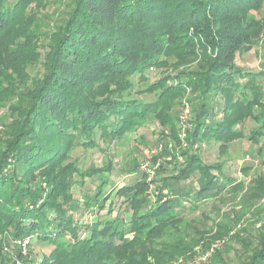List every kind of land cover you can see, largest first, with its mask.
<instances>
[{
    "label": "trees",
    "instance_id": "16d2710c",
    "mask_svg": "<svg viewBox=\"0 0 264 264\" xmlns=\"http://www.w3.org/2000/svg\"><path fill=\"white\" fill-rule=\"evenodd\" d=\"M263 5L0 0V264L21 257L3 253L5 237L30 238L29 252L46 247L19 264H152L137 251L140 234L233 191L237 177L210 154L222 158L242 138L263 152L264 60L238 65L264 40ZM184 95L190 119L178 144ZM155 122L177 145L153 185L111 179V161L72 158L77 148L110 155ZM243 248L211 264H264V231ZM178 255L168 247L160 263Z\"/></svg>",
    "mask_w": 264,
    "mask_h": 264
},
{
    "label": "rangeland",
    "instance_id": "374dc122",
    "mask_svg": "<svg viewBox=\"0 0 264 264\" xmlns=\"http://www.w3.org/2000/svg\"><path fill=\"white\" fill-rule=\"evenodd\" d=\"M256 16L258 18L264 16V5ZM263 42L258 43L250 53L238 59V65L248 69H260L264 60ZM189 105L184 95L175 112L176 121L182 130H178L177 126L178 144L183 143L185 129L189 126ZM2 112L0 110V119ZM161 132L163 128L155 122L140 130L135 139L114 146L109 152L110 155L77 148L72 158L77 160L80 167L106 165L111 161L113 170L111 179L118 178L127 183L141 179L153 185L152 180L162 163L173 162V152L176 151L177 145ZM164 132L168 131L164 130ZM245 133L248 134L247 130ZM259 146L257 143L252 145L249 140L242 138L226 148L222 158L215 149H212L210 161H225L227 172L237 177V181H234V184H237L235 189L233 191L227 189L220 197L206 202L200 208L177 213L173 224L176 227L155 226L156 228L152 227L140 234L137 244L140 247L138 253L147 257L152 264L158 263L154 260L156 257L159 260L158 264H166L160 263V258L161 253L168 247L180 250V255L168 264H211L215 257L216 261L222 257H228L229 260L237 258L244 251L245 242L264 231V148L260 154ZM89 183L90 181L87 180L86 191L89 190ZM80 191L77 187L74 189L75 193ZM117 213L120 216L124 213L126 220L129 219V214L121 211L120 207ZM126 238L129 241L136 239L133 235H128ZM28 247L23 253L19 244L10 237H5L2 243V251L7 256L17 259V252H20L21 257L17 259L16 264L22 262L26 255L37 257L46 248L39 245L35 250L33 246V252H29Z\"/></svg>",
    "mask_w": 264,
    "mask_h": 264
},
{
    "label": "built area",
    "instance_id": "2783aa9c",
    "mask_svg": "<svg viewBox=\"0 0 264 264\" xmlns=\"http://www.w3.org/2000/svg\"><path fill=\"white\" fill-rule=\"evenodd\" d=\"M17 243L19 244L20 248L23 249V253L26 252L25 249L27 248V246L30 243V238H24L22 240L17 241ZM22 264H26V263H22Z\"/></svg>",
    "mask_w": 264,
    "mask_h": 264
}]
</instances>
